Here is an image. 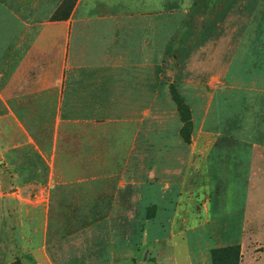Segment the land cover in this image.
<instances>
[{
  "label": "rangeland",
  "instance_id": "374dc122",
  "mask_svg": "<svg viewBox=\"0 0 264 264\" xmlns=\"http://www.w3.org/2000/svg\"><path fill=\"white\" fill-rule=\"evenodd\" d=\"M177 1L145 34L138 92L66 104L41 131L55 144L18 147V171H1L10 264H264L249 229L264 213L232 212L264 193V0ZM77 2L0 0V17L56 22Z\"/></svg>",
  "mask_w": 264,
  "mask_h": 264
},
{
  "label": "crops",
  "instance_id": "0c3cea01",
  "mask_svg": "<svg viewBox=\"0 0 264 264\" xmlns=\"http://www.w3.org/2000/svg\"><path fill=\"white\" fill-rule=\"evenodd\" d=\"M177 7V0H78L67 20L34 23L0 17V173L18 171L13 159L18 147L44 140L55 144L57 135L52 134V140L51 135L41 137V131L53 121L57 130L67 105L101 108L113 93L138 92L144 85L139 78L145 69V34L159 36L158 16L169 17ZM84 123L93 134L102 122ZM50 152L40 151L45 158ZM1 157L9 158L6 164ZM256 162L264 166V158ZM261 196L255 206L249 195L248 203L238 211L235 203L232 212L248 214L249 221L257 218L264 213V193ZM11 197V192L0 191V264L11 261L10 229L2 228L3 219L10 221L16 212ZM254 228L264 231V224L256 220L249 226Z\"/></svg>",
  "mask_w": 264,
  "mask_h": 264
},
{
  "label": "trees",
  "instance_id": "16d2710c",
  "mask_svg": "<svg viewBox=\"0 0 264 264\" xmlns=\"http://www.w3.org/2000/svg\"><path fill=\"white\" fill-rule=\"evenodd\" d=\"M74 7H75V3L71 5L70 9L67 12H65V14L60 18V20H67L70 17L71 12L74 9ZM238 249L239 248L237 247L235 250H238ZM237 253H238V251H237Z\"/></svg>",
  "mask_w": 264,
  "mask_h": 264
}]
</instances>
